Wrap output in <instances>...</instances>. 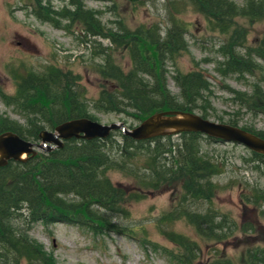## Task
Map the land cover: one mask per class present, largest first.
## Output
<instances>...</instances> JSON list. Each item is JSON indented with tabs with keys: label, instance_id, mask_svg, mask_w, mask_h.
Instances as JSON below:
<instances>
[{
	"label": "trees",
	"instance_id": "1",
	"mask_svg": "<svg viewBox=\"0 0 264 264\" xmlns=\"http://www.w3.org/2000/svg\"><path fill=\"white\" fill-rule=\"evenodd\" d=\"M36 1L35 10L40 18L61 27L58 16L78 20L87 32L108 39L110 45L100 47L97 52L105 59L96 66L101 77L99 95L90 100L86 88L72 71L55 67L41 73L33 71L19 83L15 95L0 92L6 103L21 109L27 124L0 113V133L13 130L26 139L40 141L43 129H54L70 118L87 116L97 120L93 110L105 113L129 110L141 121L154 112L170 109L200 110L208 118L213 108L207 75L200 70L183 72L177 67L173 73L168 68L171 62L177 66L178 57L188 51L186 28L180 21L166 34L158 24L141 25L134 30L121 26L115 30L99 24L96 20L99 11L86 8L85 0H69L71 6L58 11L40 3L44 0ZM186 2L202 13L215 29L231 34L221 47L224 59L219 60L217 70L252 73L257 65H263L259 60L264 62V38L242 53L246 30L237 19L264 21V0H244L243 4L236 0ZM113 47L122 48L129 55V65L117 60ZM172 77L179 89L177 93L169 88ZM244 95L239 93L236 99L253 112L264 114L261 87L257 86L247 97ZM228 123L241 126L234 119ZM242 127L264 137V130ZM172 137L135 140L116 130L107 138L68 139L63 147L40 150L26 161L11 160L1 166L0 264H57L54 255L31 237L34 224L48 226L66 222L99 234L117 226L108 216L109 212H120L127 201L143 197L138 190L160 189L177 179L195 199H211L216 186L210 177L219 172L221 163L206 156L202 143L203 139L220 140L200 132H182L178 141ZM254 155L264 160L263 154L254 152ZM111 170L135 178L139 189L132 192L122 184H114L107 175ZM259 194L258 191L254 197L257 199ZM180 212L177 208L170 212V217H178ZM186 216L208 239H217L216 228L225 222L224 219L216 223L217 216L211 212L199 214L186 210ZM179 242L184 245L186 255L192 257V242L183 240V236H179ZM183 261L188 263L186 259ZM217 264L233 263L218 259ZM242 264H264V250H249Z\"/></svg>",
	"mask_w": 264,
	"mask_h": 264
},
{
	"label": "rangeland",
	"instance_id": "2",
	"mask_svg": "<svg viewBox=\"0 0 264 264\" xmlns=\"http://www.w3.org/2000/svg\"><path fill=\"white\" fill-rule=\"evenodd\" d=\"M36 3V0H0V92L15 95L19 83L30 73L55 67L72 71L86 88L87 97L94 100L101 83L96 66L105 60L97 52L110 42L87 32L78 20L58 16L61 27L40 18ZM40 3L55 11L71 6L69 0ZM84 5L99 11L96 16L99 24L115 30L121 26L134 30L141 25L158 24L166 34L180 21L186 28L188 51L178 57L177 66L171 62L168 68L173 73L177 67L183 72L200 70L207 75L213 108L209 118L225 122L234 119L241 126L264 130V114L253 112L236 99L239 93L247 97L257 86L264 90V62L259 60L263 65H257L252 73L217 70L219 60L224 59L221 47L231 34L215 29L186 0H85ZM237 22L246 30V46L241 49L245 53L248 47L257 46L264 38V21L240 17ZM115 50L117 60L129 65V55L122 48ZM168 84L173 92L179 91L173 77ZM196 111L201 114L200 110ZM0 113L27 124L21 109L6 103L1 94ZM92 114L105 124L124 122L132 128L141 122L129 110L122 113L93 110ZM172 138L173 141L180 139L178 134ZM202 144L206 156L221 163L219 172L210 177L216 186L211 199H195L177 179L160 189L138 190L135 178L111 170L107 175L114 184L143 194L141 199L124 203L120 212L108 213L117 225L115 228L95 234L77 224L36 223L30 230L31 237L54 255L57 264H217L218 259L242 264L249 250H264V160L240 143L203 139ZM258 191L256 199L254 195ZM177 208L181 209L179 216L170 217V212ZM186 210L199 214L211 212L217 216L216 223L225 219L223 226L216 228L218 238L202 236L186 216ZM179 236L192 242V257L186 255Z\"/></svg>",
	"mask_w": 264,
	"mask_h": 264
},
{
	"label": "water",
	"instance_id": "3",
	"mask_svg": "<svg viewBox=\"0 0 264 264\" xmlns=\"http://www.w3.org/2000/svg\"><path fill=\"white\" fill-rule=\"evenodd\" d=\"M116 130H121L135 140L182 132H200L221 141L243 144L264 155V137L252 131L204 117L195 111L170 109L154 112L132 128L124 122L105 124L87 116L73 117L59 123L52 130L43 129L39 143L26 139L13 130H5L0 133V167L6 166L11 160L26 161L40 149L51 151L56 147H63L68 139L107 138Z\"/></svg>",
	"mask_w": 264,
	"mask_h": 264
}]
</instances>
